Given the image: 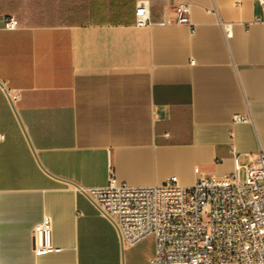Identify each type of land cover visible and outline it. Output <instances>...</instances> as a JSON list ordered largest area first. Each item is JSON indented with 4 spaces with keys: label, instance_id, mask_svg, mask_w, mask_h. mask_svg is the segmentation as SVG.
Masks as SVG:
<instances>
[{
    "label": "crops",
    "instance_id": "crops-1",
    "mask_svg": "<svg viewBox=\"0 0 264 264\" xmlns=\"http://www.w3.org/2000/svg\"><path fill=\"white\" fill-rule=\"evenodd\" d=\"M139 1L0 0V264H150L154 247H122L82 190L110 171L130 186H190L264 152V9L147 0L137 26ZM183 3L190 24L175 22ZM45 215L58 250L35 255Z\"/></svg>",
    "mask_w": 264,
    "mask_h": 264
},
{
    "label": "built area",
    "instance_id": "built-area-1",
    "mask_svg": "<svg viewBox=\"0 0 264 264\" xmlns=\"http://www.w3.org/2000/svg\"><path fill=\"white\" fill-rule=\"evenodd\" d=\"M256 1L264 9V0ZM174 13L176 23L190 24L189 4L177 5ZM148 19V1L141 0L135 23L145 26ZM17 26L16 18L3 19L5 29ZM224 31L230 36L229 24ZM247 121L244 115L232 116L233 123ZM233 162L232 173L200 175L190 186L174 176L158 185L130 186L110 171L106 185L82 191L115 225L122 247L154 237L150 264H264V152L244 166L237 156ZM31 242L35 255L58 250L51 242L48 216L34 226Z\"/></svg>",
    "mask_w": 264,
    "mask_h": 264
},
{
    "label": "rangeland",
    "instance_id": "rangeland-1",
    "mask_svg": "<svg viewBox=\"0 0 264 264\" xmlns=\"http://www.w3.org/2000/svg\"><path fill=\"white\" fill-rule=\"evenodd\" d=\"M240 178H242V176H240ZM137 244H139L136 249L137 255H148L154 247V237L147 236Z\"/></svg>",
    "mask_w": 264,
    "mask_h": 264
},
{
    "label": "water",
    "instance_id": "water-1",
    "mask_svg": "<svg viewBox=\"0 0 264 264\" xmlns=\"http://www.w3.org/2000/svg\"><path fill=\"white\" fill-rule=\"evenodd\" d=\"M2 85V83H0Z\"/></svg>",
    "mask_w": 264,
    "mask_h": 264
}]
</instances>
